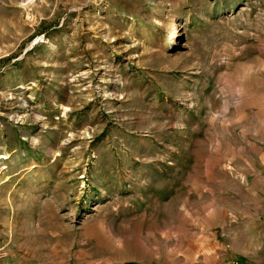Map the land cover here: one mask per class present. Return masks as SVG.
Masks as SVG:
<instances>
[{
  "label": "rangeland",
  "instance_id": "1",
  "mask_svg": "<svg viewBox=\"0 0 264 264\" xmlns=\"http://www.w3.org/2000/svg\"><path fill=\"white\" fill-rule=\"evenodd\" d=\"M0 264H264V0H0Z\"/></svg>",
  "mask_w": 264,
  "mask_h": 264
},
{
  "label": "bare ground",
  "instance_id": "2",
  "mask_svg": "<svg viewBox=\"0 0 264 264\" xmlns=\"http://www.w3.org/2000/svg\"><path fill=\"white\" fill-rule=\"evenodd\" d=\"M28 0H23V4H26Z\"/></svg>",
  "mask_w": 264,
  "mask_h": 264
}]
</instances>
